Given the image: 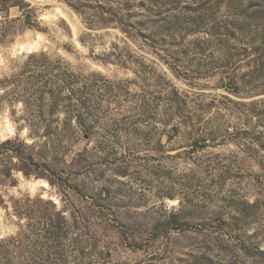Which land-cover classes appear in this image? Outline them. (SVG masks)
<instances>
[{
  "label": "rangeland",
  "instance_id": "rangeland-1",
  "mask_svg": "<svg viewBox=\"0 0 264 264\" xmlns=\"http://www.w3.org/2000/svg\"><path fill=\"white\" fill-rule=\"evenodd\" d=\"M69 2L0 0V264H264V0Z\"/></svg>",
  "mask_w": 264,
  "mask_h": 264
},
{
  "label": "trees",
  "instance_id": "trees-1",
  "mask_svg": "<svg viewBox=\"0 0 264 264\" xmlns=\"http://www.w3.org/2000/svg\"><path fill=\"white\" fill-rule=\"evenodd\" d=\"M63 1L65 3H67L70 7H72L74 10L79 11V9L76 6H74L73 4H71L69 2V0H63ZM131 10H132V5L130 4V2H128L127 5L123 8V11L126 12L127 14H130ZM56 71H59L58 73H60L61 75H65L64 73H61L62 72L61 67H59V69L55 68L54 73ZM58 77H59V74H56L53 77V78H56L54 80H56L58 82V84L53 83V82H48V84H50L49 86L53 87V89H49L48 93L49 94H55L54 105L56 107H61L63 105L62 103L68 101L69 103L67 106H62L64 108H68V110L63 111L64 113H66V115L68 117L67 122H69L71 120L70 114L73 113V111L79 110L78 114L75 116V118H76L75 121H76L77 127L85 129L91 135L92 131L94 130V127L92 128V126H91V124H92L91 121H93V120L89 121L90 125L87 124V122L84 118L85 114L81 113L80 108L82 107V103L79 101L78 98H75L76 92L78 90H76L74 87L67 88L64 81L62 79H59ZM65 91H67L69 95L67 94L66 96H63L64 95L63 93H65Z\"/></svg>",
  "mask_w": 264,
  "mask_h": 264
},
{
  "label": "water",
  "instance_id": "water-1",
  "mask_svg": "<svg viewBox=\"0 0 264 264\" xmlns=\"http://www.w3.org/2000/svg\"><path fill=\"white\" fill-rule=\"evenodd\" d=\"M29 22H30V18H27V19H26V24H29ZM230 87L232 88L233 85L230 84Z\"/></svg>",
  "mask_w": 264,
  "mask_h": 264
},
{
  "label": "bare ground",
  "instance_id": "bare-ground-1",
  "mask_svg": "<svg viewBox=\"0 0 264 264\" xmlns=\"http://www.w3.org/2000/svg\"><path fill=\"white\" fill-rule=\"evenodd\" d=\"M35 43H37V42H35Z\"/></svg>",
  "mask_w": 264,
  "mask_h": 264
}]
</instances>
